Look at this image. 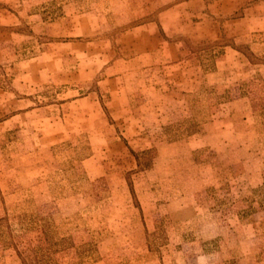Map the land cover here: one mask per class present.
Returning <instances> with one entry per match:
<instances>
[{
  "label": "rangeland",
  "instance_id": "1",
  "mask_svg": "<svg viewBox=\"0 0 264 264\" xmlns=\"http://www.w3.org/2000/svg\"><path fill=\"white\" fill-rule=\"evenodd\" d=\"M0 264H264V0H0Z\"/></svg>",
  "mask_w": 264,
  "mask_h": 264
}]
</instances>
